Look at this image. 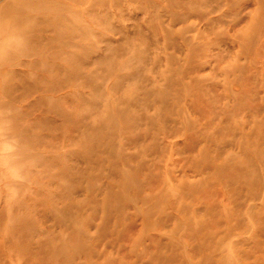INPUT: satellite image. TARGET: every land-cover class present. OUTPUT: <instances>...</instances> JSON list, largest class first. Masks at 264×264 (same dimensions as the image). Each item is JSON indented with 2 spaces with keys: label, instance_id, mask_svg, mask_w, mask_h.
<instances>
[{
  "label": "rangeland",
  "instance_id": "1",
  "mask_svg": "<svg viewBox=\"0 0 264 264\" xmlns=\"http://www.w3.org/2000/svg\"><path fill=\"white\" fill-rule=\"evenodd\" d=\"M0 264H264V0H0Z\"/></svg>",
  "mask_w": 264,
  "mask_h": 264
}]
</instances>
